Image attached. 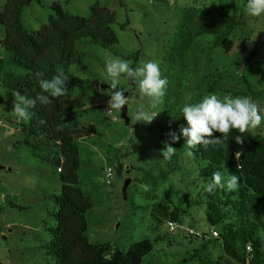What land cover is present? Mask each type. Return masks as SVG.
<instances>
[{"label": "rangeland", "instance_id": "rangeland-1", "mask_svg": "<svg viewBox=\"0 0 264 264\" xmlns=\"http://www.w3.org/2000/svg\"><path fill=\"white\" fill-rule=\"evenodd\" d=\"M6 1L0 0V10ZM54 1L83 16H90V7L97 1L108 3L116 13L112 27L119 42L104 47L89 39L77 41L87 71L79 65L71 67L70 94L85 96L82 107L67 120L96 126L94 134L75 141L82 160L80 186L94 202L86 214L89 239L127 249L149 238L154 249L146 261L151 264H230L222 240L212 235L207 219L205 186L209 181L200 173L203 165L198 155L185 145L182 135L173 144L176 151L171 160L164 161L160 149L163 141L170 140V132L179 133L181 125L187 126L182 108L188 96L191 103L209 94L221 101L225 96L251 97L262 119L259 126L250 128L264 136V13L246 16L247 0H125L124 6L119 0H31L23 9L26 27L36 30L47 23ZM220 7L240 24L231 41L215 46L216 35L201 34L199 27L202 18L210 19L213 8ZM4 37L0 24V39ZM242 38L258 44L254 59L243 69L241 54L231 52ZM4 53L0 46V56ZM114 59L129 61L130 66L155 61L162 78L168 80L164 96L152 107L147 95L136 93L134 80L126 74L119 76L118 86L129 96V125L122 110H114L116 120L108 116L110 96L98 91L110 88L101 79L107 76L105 61ZM216 74L219 78L214 82ZM4 94L11 101L0 106V166H4L0 168V264H49L53 260L44 246L52 236L45 223L54 224L50 213L56 204L44 196L61 192V177L26 145L12 111L10 98L14 97ZM141 109L158 114L150 124L134 123ZM108 167L114 170L112 184L106 176ZM127 179L131 181L125 194ZM165 206L181 210L175 229L163 211Z\"/></svg>", "mask_w": 264, "mask_h": 264}, {"label": "trees", "instance_id": "trees-1", "mask_svg": "<svg viewBox=\"0 0 264 264\" xmlns=\"http://www.w3.org/2000/svg\"><path fill=\"white\" fill-rule=\"evenodd\" d=\"M124 1L119 0V3L124 6ZM30 2L7 0L0 10V24L5 29V37L0 39V46L5 50L0 56V106L11 101L4 91L12 94L13 90H19L29 98H35L37 94L49 96L48 104L37 101L36 106L29 109L30 119L17 118L16 121L33 154L61 177V192L44 196L56 204V209L50 213L54 224L45 223L52 236L44 246L53 260L49 264H151L146 261V256L154 249L149 238L123 249L111 243H94L87 236L86 214L94 202L80 186L82 160L75 141L77 137L94 134L96 126L67 120L69 114L82 107L85 96L84 93L70 94V80L74 77L71 67L79 65L87 71L83 55L77 50V41L89 39L104 47L117 44L119 36L112 27L116 21L115 10L97 1L90 7V16H83L67 11L61 2L54 1L48 22L31 30L23 22V9ZM239 24L240 20L232 15L219 13L201 25L199 33L215 34L214 44L221 46L231 41ZM57 69H63L70 79L67 94L54 98L41 93L36 73L43 72V78L51 79ZM218 78L216 74L214 82ZM117 90L124 91V88L118 86ZM221 135L214 132L216 137ZM237 135H241L239 130L231 129L221 145L205 147L200 144L192 150L203 165L201 175L209 183L216 171L240 177L236 190L229 192L217 187L212 193H205L207 219L213 230L218 231L217 237L230 257L227 261L230 264H264V136L249 127L243 133V144H238L235 141ZM237 152L240 153L239 160L235 156ZM169 209L165 206V215L170 221L178 222L181 210ZM249 244L252 251L247 249Z\"/></svg>", "mask_w": 264, "mask_h": 264}, {"label": "clouds", "instance_id": "clouds-1", "mask_svg": "<svg viewBox=\"0 0 264 264\" xmlns=\"http://www.w3.org/2000/svg\"><path fill=\"white\" fill-rule=\"evenodd\" d=\"M264 13V0H247L244 7L246 16L259 17ZM105 70L107 76L101 79V82H107L110 88L105 91L98 88L102 95L110 96L107 101V112L120 111L125 105L130 108L129 96H125L123 90H117L119 85V76H126L136 84V93L141 96L147 95L152 101V107L165 94L168 84L167 77L162 78V72L155 61H141L136 67H131L130 62L122 59L105 61ZM37 82L41 93H48L51 97L59 98L67 94L69 75L63 69H57V73L51 79H46L43 72L36 73ZM110 80V82H109ZM13 108L12 111L20 120L31 118L29 109L34 108L39 101L40 104H48L49 96L37 94L35 98H29L19 90H13ZM191 96L186 98L182 108V116L187 121V126L181 125L179 133L172 131L168 135L170 140L163 141L164 147L160 149L164 161L171 160L175 154L174 143L178 142L181 135L185 138V145L189 149H194L197 145L203 144L205 147L209 144L221 145L227 139L231 129H237L241 135L235 137L238 144H243V133L249 130V127L256 128L261 124V115L258 105L251 97L244 96H225L223 101L218 99L216 94H209L197 103H191ZM158 113L149 114L144 110H138L134 123H151ZM214 132H219L220 137L214 136ZM188 155H193L191 151ZM236 159H240V153L235 154ZM240 169V164L237 165ZM240 177L235 174L223 176L221 172L216 171L212 175V180L205 186V190L212 193L217 187L229 192L238 189Z\"/></svg>", "mask_w": 264, "mask_h": 264}, {"label": "water", "instance_id": "water-1", "mask_svg": "<svg viewBox=\"0 0 264 264\" xmlns=\"http://www.w3.org/2000/svg\"><path fill=\"white\" fill-rule=\"evenodd\" d=\"M235 51H238L242 56L240 66L243 69V67L245 66V63L253 60L255 55H256V53L258 51L257 41L249 40L247 38H242L235 44V46L232 48L231 52H235ZM133 85L135 88V82L134 81H133ZM121 114H122V118H123L125 124L129 125L130 124V117L128 114V106L127 105L124 106V108L121 111ZM2 167H4V166H0V168H2ZM130 181H131L130 179H127V181L125 182V185L123 188V191L125 194L127 192V188H128Z\"/></svg>", "mask_w": 264, "mask_h": 264}, {"label": "built area", "instance_id": "built-area-1", "mask_svg": "<svg viewBox=\"0 0 264 264\" xmlns=\"http://www.w3.org/2000/svg\"><path fill=\"white\" fill-rule=\"evenodd\" d=\"M107 114H108V116H114V111H112L111 113H108L107 112ZM115 117V116H114ZM117 119V117H115V120ZM19 120V119H18ZM2 123V120H0V124ZM59 170H61V168H59ZM106 176H107V178H108V183H111L112 182V178L114 177V170H113V168L112 167H108L107 169H106ZM176 225H177V222H174V221H170V227H171V229H175L176 228ZM191 233H194V231L193 230H191ZM212 235L213 236H215V237H217V236H219V234H218V231L217 230H212ZM247 249L249 250V251H252L253 250V247H252V245H248L247 246Z\"/></svg>", "mask_w": 264, "mask_h": 264}, {"label": "crops", "instance_id": "crops-1", "mask_svg": "<svg viewBox=\"0 0 264 264\" xmlns=\"http://www.w3.org/2000/svg\"><path fill=\"white\" fill-rule=\"evenodd\" d=\"M164 1H166V2H174L175 0H164ZM102 5H104V6H106V7H110V8H113L111 5H108V3H106V4H103L102 3ZM222 7H220V8H213L214 10L212 11L213 13L211 14V17H210V19H212V18H214L217 14H219V13H223L221 10ZM201 18V17H200ZM210 19H205V18H202L201 20L203 21V24H205L206 22H208ZM202 24V25H203ZM201 26V25H200ZM232 264H236V262H232ZM237 264H239V263H237Z\"/></svg>", "mask_w": 264, "mask_h": 264}]
</instances>
